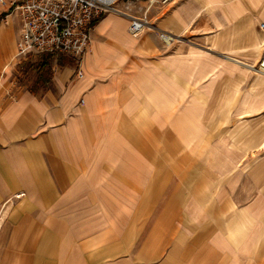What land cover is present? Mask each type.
<instances>
[{
    "label": "crops",
    "instance_id": "obj_1",
    "mask_svg": "<svg viewBox=\"0 0 264 264\" xmlns=\"http://www.w3.org/2000/svg\"><path fill=\"white\" fill-rule=\"evenodd\" d=\"M10 18L0 264H264V0H173L139 36L109 12L40 91Z\"/></svg>",
    "mask_w": 264,
    "mask_h": 264
},
{
    "label": "built area",
    "instance_id": "obj_2",
    "mask_svg": "<svg viewBox=\"0 0 264 264\" xmlns=\"http://www.w3.org/2000/svg\"><path fill=\"white\" fill-rule=\"evenodd\" d=\"M172 1L0 0V15L8 11L0 18V22L9 24V18L14 14L20 17L22 26L17 42V57L20 59L27 58L30 54H66L81 60L90 45L96 22L105 14L116 12L128 17L131 34L139 36L152 26V9L167 6ZM138 2H141V7L136 5ZM260 29L264 33V22L260 24ZM162 36L164 37V34ZM253 69L264 75V42L260 58ZM77 75L80 77L83 72L78 71ZM22 195L23 193L16 194L0 205V227L6 212L15 199Z\"/></svg>",
    "mask_w": 264,
    "mask_h": 264
},
{
    "label": "rangeland",
    "instance_id": "obj_3",
    "mask_svg": "<svg viewBox=\"0 0 264 264\" xmlns=\"http://www.w3.org/2000/svg\"><path fill=\"white\" fill-rule=\"evenodd\" d=\"M141 2H138L136 5L138 7L140 6ZM143 5V3L141 4ZM136 6V8H137ZM2 10V9H1ZM8 11H4L5 14ZM137 12V11H136ZM0 15V18L4 16ZM139 14V13H138ZM118 27V26H117ZM154 29L153 26L150 28H147L145 31H149ZM172 37V36H171ZM173 40H171L172 42ZM170 43V42H167ZM171 44V43H170ZM46 54H37L33 55L32 61L28 60H21L20 62H17L15 65V70L18 80L23 85H29L34 90H41L44 87L47 86V81L45 80L46 77H50L52 72L58 68L65 67L66 64L71 63L70 59H68L66 56H54L52 58H46ZM51 56V55H48ZM60 59L64 60V65H61ZM7 64H5L3 67H5ZM54 67V69H53Z\"/></svg>",
    "mask_w": 264,
    "mask_h": 264
},
{
    "label": "bare ground",
    "instance_id": "obj_4",
    "mask_svg": "<svg viewBox=\"0 0 264 264\" xmlns=\"http://www.w3.org/2000/svg\"><path fill=\"white\" fill-rule=\"evenodd\" d=\"M11 21V18H9V22ZM108 27L107 28H114L115 26L112 25V23L109 25H107ZM167 34V33H166ZM164 38L166 40V42H171V40L173 39V37H171V35L169 36V34L167 36L164 35Z\"/></svg>",
    "mask_w": 264,
    "mask_h": 264
},
{
    "label": "trees",
    "instance_id": "obj_5",
    "mask_svg": "<svg viewBox=\"0 0 264 264\" xmlns=\"http://www.w3.org/2000/svg\"><path fill=\"white\" fill-rule=\"evenodd\" d=\"M49 57L52 58V57H54V56L51 55V56H48V58H49ZM46 58H47V57H46ZM59 61L61 62V65H64L65 62H64L63 59H60ZM70 61H71V60H70ZM72 61H73V60H72ZM50 79H51L50 77H46V78H45L46 81H49Z\"/></svg>",
    "mask_w": 264,
    "mask_h": 264
}]
</instances>
